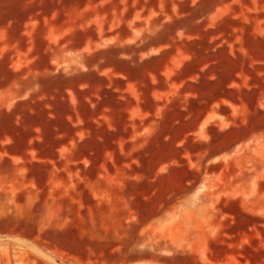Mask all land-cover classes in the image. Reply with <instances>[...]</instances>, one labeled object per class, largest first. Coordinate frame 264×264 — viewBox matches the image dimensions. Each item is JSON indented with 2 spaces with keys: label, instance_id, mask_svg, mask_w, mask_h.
Returning <instances> with one entry per match:
<instances>
[{
  "label": "rangeland",
  "instance_id": "obj_1",
  "mask_svg": "<svg viewBox=\"0 0 264 264\" xmlns=\"http://www.w3.org/2000/svg\"><path fill=\"white\" fill-rule=\"evenodd\" d=\"M1 257L264 264V0H0Z\"/></svg>",
  "mask_w": 264,
  "mask_h": 264
},
{
  "label": "trees",
  "instance_id": "obj_2",
  "mask_svg": "<svg viewBox=\"0 0 264 264\" xmlns=\"http://www.w3.org/2000/svg\"><path fill=\"white\" fill-rule=\"evenodd\" d=\"M7 262L8 264H15V260H13L12 258H9V259H7L6 257L0 258V264H7Z\"/></svg>",
  "mask_w": 264,
  "mask_h": 264
}]
</instances>
